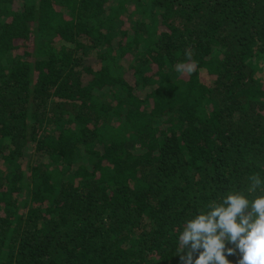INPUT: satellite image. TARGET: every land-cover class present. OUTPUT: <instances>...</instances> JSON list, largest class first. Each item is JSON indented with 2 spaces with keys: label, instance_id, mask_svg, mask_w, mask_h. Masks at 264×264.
Here are the masks:
<instances>
[{
  "label": "trees",
  "instance_id": "16d2710c",
  "mask_svg": "<svg viewBox=\"0 0 264 264\" xmlns=\"http://www.w3.org/2000/svg\"><path fill=\"white\" fill-rule=\"evenodd\" d=\"M253 173L264 0H0V264H180Z\"/></svg>",
  "mask_w": 264,
  "mask_h": 264
},
{
  "label": "clouds",
  "instance_id": "9594fccd",
  "mask_svg": "<svg viewBox=\"0 0 264 264\" xmlns=\"http://www.w3.org/2000/svg\"><path fill=\"white\" fill-rule=\"evenodd\" d=\"M192 50L177 72L191 75L197 69ZM231 245V246H228ZM176 255L180 264H264V179L248 177L245 190H227L211 199L204 209L187 219L178 234Z\"/></svg>",
  "mask_w": 264,
  "mask_h": 264
}]
</instances>
